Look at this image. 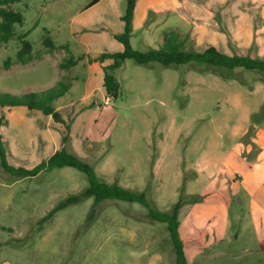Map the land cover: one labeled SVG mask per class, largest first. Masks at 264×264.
I'll return each mask as SVG.
<instances>
[{
	"label": "rangeland",
	"instance_id": "374dc122",
	"mask_svg": "<svg viewBox=\"0 0 264 264\" xmlns=\"http://www.w3.org/2000/svg\"><path fill=\"white\" fill-rule=\"evenodd\" d=\"M92 1L21 0L11 6L22 14L23 22L14 26L13 40L0 43V94L44 91L57 82L69 85L68 95L58 101L69 126L66 151L90 165L100 182L144 193L156 212L170 213L181 202L177 219L188 264H264V235H257L251 227L249 196L241 193L239 212L234 201L224 202L229 197L219 190L191 184L193 167L215 135L210 120L215 125L229 116L226 123L231 125L236 116H252L249 135L256 118L264 116V74L195 63L139 66L126 60L112 73L119 90L115 99L108 100L102 84L95 88L98 76L88 80L87 60L92 63L91 59L103 53L121 52L111 31L122 33L126 2L107 0L84 10ZM198 1L206 0H193ZM252 2L242 0V10L250 11ZM229 20L226 15L219 51L247 54L232 46ZM179 29L177 36L185 40L186 51L198 53L207 46H196L190 34ZM23 34L32 48V59L26 65L16 60L17 36ZM45 37L54 50L43 45ZM130 45L146 51L134 36ZM69 56L74 60L81 56L80 61L76 67L62 69L60 65ZM6 60L10 61L7 69ZM88 94L90 99L82 101ZM5 112L0 111V117ZM41 131L47 130L43 127ZM42 133L33 118L23 114L11 118L2 141L7 163L32 169L44 162L56 147L43 152ZM230 174L238 179V172ZM87 187L86 175L73 168L23 178L6 173L0 165V264H176L166 225L151 219L139 204L104 200L94 205L93 198H87L47 217ZM215 200L229 209L225 235L210 238L200 226L193 234L186 222L187 211L194 203ZM211 218L219 221V211L213 209Z\"/></svg>",
	"mask_w": 264,
	"mask_h": 264
},
{
	"label": "crops",
	"instance_id": "0c3cea01",
	"mask_svg": "<svg viewBox=\"0 0 264 264\" xmlns=\"http://www.w3.org/2000/svg\"><path fill=\"white\" fill-rule=\"evenodd\" d=\"M241 1L136 0L131 37L134 36L145 50L158 49L165 38L172 35L177 36L180 34L179 28H184L186 33L190 34V39L195 41L196 46L207 43L202 51L208 47H214L219 51L220 45L218 42L221 35H223L221 27L224 25L227 15L231 19L226 25L232 39V46L249 51L247 54L238 55L264 60V0H253L250 3L252 6L250 11L242 10L245 3H241ZM102 2H107V0H96L95 4H89L84 10L94 8ZM223 7L225 11L222 9ZM257 13L259 15H255ZM118 34L111 31L113 39L114 35ZM178 39L183 41L185 46V40ZM95 59H91L93 60L92 63L87 60V76L88 80L93 75L100 76L99 79L96 77L97 80L93 82L96 88L98 83L102 84V67L109 66L111 61L105 60L103 63H96ZM86 88H88V85ZM40 92L43 91L36 93ZM68 92L69 90L63 97L68 95ZM101 94L103 95L102 92ZM90 96L88 94L81 100L86 101L90 99ZM59 100L54 103L55 111L65 121L61 113L64 108L58 105ZM0 111H6L0 129L3 139L7 122L15 116H20V114L33 118L34 122L38 124L40 133H42L43 127L47 130L42 133L45 137L43 152H48L49 148H56L49 156L45 155L44 161L54 154L57 148L59 149L58 144H62L63 127L54 123L50 116H44L39 111H29L23 107L9 109L0 107ZM251 117L236 116L231 125L228 122L226 123L230 120L229 116L222 117L220 122L215 125L214 120H210L208 125H213L215 135L208 142L206 149L202 151L201 158L197 160L196 166L193 167L195 179L191 181V184L194 186L206 184L205 188L208 191L219 190V193L225 194V198L229 197L224 202L229 204L234 201L236 207L239 208V212L242 210L241 206L238 205L239 198L242 195L241 193L245 192L252 201L251 227L257 235H264V116L256 118L252 132L248 135ZM246 134L248 137L244 140L243 137ZM24 135V133L21 134L25 137ZM235 171L238 172L237 180L230 176V173ZM227 204L220 203L218 200L192 204L190 210L187 211L186 222L189 223V228L192 229L193 234L197 231L196 227L200 226L208 232L210 238L220 239L221 236H224L226 226L229 224ZM213 209L219 211L221 221L211 218ZM190 217L192 222L189 221ZM209 221H211L210 224H208Z\"/></svg>",
	"mask_w": 264,
	"mask_h": 264
},
{
	"label": "trees",
	"instance_id": "16d2710c",
	"mask_svg": "<svg viewBox=\"0 0 264 264\" xmlns=\"http://www.w3.org/2000/svg\"><path fill=\"white\" fill-rule=\"evenodd\" d=\"M21 0H0V43L7 44L15 37L14 26L21 25L23 16L19 11H13L11 6L19 3ZM125 14L121 17L123 31L121 34L114 35V39L121 44L122 51L113 54H102L95 61L103 63L110 60L111 64L103 68L102 87L108 99H115L118 94L119 84L113 76V72L119 69L126 60H132L139 66H147L150 63H158L163 67L186 65L189 63L201 64L213 68L233 71L241 68L246 71H258L264 74V60L243 57L239 55H226L219 52L214 47H208L201 53L186 51L184 42L177 36L172 35L164 39L158 49H148L144 52L134 50L130 45L132 32V22L135 10L136 0H125ZM93 0L90 5L95 4ZM27 34L17 36L20 43V49L16 53L18 63L25 65L32 59L31 45L25 41ZM43 45L49 50H54L55 46L49 37H45ZM63 48L68 51L67 46ZM80 61V58L74 60L72 56L60 65L62 69L74 67ZM10 61L6 60L5 68L9 67ZM69 85L58 82L55 87L46 91L36 93L30 92L18 96L5 93L0 94L1 108L23 107L29 111H39L44 116H50L54 123L61 125L65 131L62 137L63 147L52 154L46 161L39 163L32 169L14 168L7 163L6 153L3 147V137L0 132V165L3 170L15 177L30 178L39 175L42 172H51L57 169L73 168L86 175L88 187L79 195L68 198L63 204L55 210L49 212L52 216L55 212L64 209L68 205L77 203L83 199L93 198V204L97 205L104 200H116L125 203H135L144 207L148 211L151 219L165 224L169 232L171 243L175 254L176 264H188L185 256L182 241L180 239L179 221L177 219L179 209L182 206L178 202L170 213H159L154 211L144 193H136L121 188L117 185H106L99 181L93 168L84 162L79 156L70 154L66 151L64 144L68 140L69 126L62 120L61 116L55 111L54 103L62 98L69 90ZM4 117H0V129L3 125Z\"/></svg>",
	"mask_w": 264,
	"mask_h": 264
}]
</instances>
